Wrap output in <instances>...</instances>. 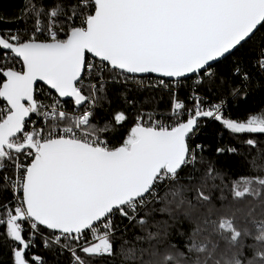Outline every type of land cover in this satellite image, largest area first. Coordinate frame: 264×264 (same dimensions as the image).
Segmentation results:
<instances>
[{"label":"snow or ice","instance_id":"snow-or-ice-1","mask_svg":"<svg viewBox=\"0 0 264 264\" xmlns=\"http://www.w3.org/2000/svg\"><path fill=\"white\" fill-rule=\"evenodd\" d=\"M23 4L17 19L28 18L31 27L0 31V227L13 264H47L34 247L67 253L69 264H112L117 256L121 264H264V174L237 178L231 202L222 196L217 206V185L207 182L218 170L209 163L197 180L204 147L189 144L201 119L244 137L249 149L264 136V110L232 118L225 101L206 106L199 93L212 90L216 64L264 29V0ZM247 67L264 72V42L247 66L234 63L240 84L232 95L251 82ZM105 72L113 82L155 74L153 86L171 97L167 113L139 111L118 146L106 133L123 128L127 112L115 110L103 126L94 122ZM189 79L193 90L182 99ZM38 82L54 90L51 105L38 98ZM60 98L72 100L73 113ZM225 151L238 149L217 154ZM185 169L191 172L181 183ZM157 203L169 219L145 211ZM180 221L189 228L170 242ZM130 227L137 231L128 236Z\"/></svg>","mask_w":264,"mask_h":264},{"label":"trees","instance_id":"trees-1","mask_svg":"<svg viewBox=\"0 0 264 264\" xmlns=\"http://www.w3.org/2000/svg\"><path fill=\"white\" fill-rule=\"evenodd\" d=\"M23 7V0H0V17L4 18L0 21V31L31 27L28 18L24 20L17 19ZM262 42H264V29L257 32L256 36L243 48L236 50L231 56L221 60L214 66L217 77L211 91H206V86H202L199 89V93L207 98L215 100L226 99L232 118L242 120L248 114H259L258 110H264V73H258L255 67H247V70L251 74V82L244 88V91L238 95L231 94L232 87L240 84V80L238 78L234 79L231 75L234 63L243 61L244 66H247L253 52L261 46ZM221 80L225 82L221 84ZM192 90L193 83L189 79L179 89V95L182 99H186ZM98 97L100 98L94 108V122L98 126H103L106 122L110 123L112 113L118 109L125 110L129 116L128 122L119 131H109L106 133L110 146H118L122 142L126 129L130 127L139 111L151 112L158 110L161 113H167L171 99L170 94L164 89L148 85L147 83H141L139 80H135L132 83H123L120 80L117 82L108 80L104 84V91L98 93ZM254 138L258 141V147L249 149L243 143L244 137L225 130L219 122L212 119L200 120L199 128L194 135L193 141L203 145L204 151L202 155L204 162L196 165L201 170V172L196 173V178L197 180L200 179L201 173L206 170L209 163H212L218 170V178L215 181L209 180L207 182L209 187L213 183L217 185V188L212 191V196L217 206L220 205V198L222 196L228 198L225 202H231L232 198L229 186L237 178L264 174V136ZM230 147L237 148L238 152L231 153L225 151L217 154L218 148L228 149ZM253 161L255 163H250ZM189 172H191V169H185L181 173V183L187 182L184 177ZM3 198L7 199L8 194H4ZM248 203L257 205L259 201L248 198ZM161 207L163 205L157 203L154 206H149L145 211L151 212V215L156 220L169 219L168 213L158 211ZM117 222H119V219ZM124 223L126 224L127 221L125 220ZM247 226L250 229H254L252 224H248ZM188 228L189 224L187 221L175 222L174 227L171 229L170 242L175 243L180 240V232L186 231ZM134 231H137V229L130 227L127 235L131 236ZM3 232L4 229L0 227V264H13L11 242L3 235ZM37 244H39V239H37ZM117 246H119V242ZM31 251L42 254L47 264H69L70 261L67 253L63 255L54 254L43 247H34ZM54 255L55 259L53 258ZM112 264H121V257H115Z\"/></svg>","mask_w":264,"mask_h":264},{"label":"built area","instance_id":"built-area-1","mask_svg":"<svg viewBox=\"0 0 264 264\" xmlns=\"http://www.w3.org/2000/svg\"><path fill=\"white\" fill-rule=\"evenodd\" d=\"M90 59H91V57H90ZM104 80H105V82L108 81V80H112V75L110 73H108V72H105L104 73ZM135 80H139L141 83H147L148 85L150 84V85L153 86L155 84V82H156V76L148 74V75H142V76H140V78H138V75H131L130 74V78L129 79L124 80V79L121 78L120 82L132 83V82H135ZM85 82L87 83V79L85 80ZM191 83H193V80H191ZM37 93H38V98L41 101H43V103L46 104V105H51L52 102H53V98L56 96L55 92H53L52 90H50L49 88H47L43 84H38ZM50 93H51V95H50ZM202 96H204V95H202ZM220 101L221 100H217V99L215 100V99H210V98L206 97V106L208 104H211V103H219ZM223 101H225V104H224L225 114L230 116L228 103H227L226 99H224ZM60 102L63 105V110H66L70 114L74 112V105H73L72 100H64V99L60 98ZM188 106L191 107V103L190 102H189ZM32 119L36 120L37 117L35 115H33ZM38 126H39V122H38ZM193 139H194V136L189 139V144L190 145L200 144V143L194 142Z\"/></svg>","mask_w":264,"mask_h":264},{"label":"water","instance_id":"water-1","mask_svg":"<svg viewBox=\"0 0 264 264\" xmlns=\"http://www.w3.org/2000/svg\"><path fill=\"white\" fill-rule=\"evenodd\" d=\"M131 75H138V76H142V75H148V74H131ZM150 75H154L155 76V74H150ZM38 84H43L42 82H38ZM44 85V84H43ZM44 86H46V85H44ZM47 87V86H46ZM48 88V87H47ZM53 92H54V90H52ZM61 99H64V100H71L70 98H61Z\"/></svg>","mask_w":264,"mask_h":264}]
</instances>
